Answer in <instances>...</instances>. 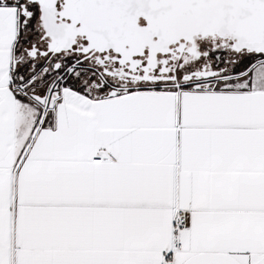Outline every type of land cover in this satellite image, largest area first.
I'll use <instances>...</instances> for the list:
<instances>
[{"label": "snow or ice", "instance_id": "snow-or-ice-1", "mask_svg": "<svg viewBox=\"0 0 264 264\" xmlns=\"http://www.w3.org/2000/svg\"><path fill=\"white\" fill-rule=\"evenodd\" d=\"M0 264H264V0H0Z\"/></svg>", "mask_w": 264, "mask_h": 264}]
</instances>
